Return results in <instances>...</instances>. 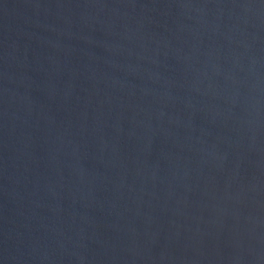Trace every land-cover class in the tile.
<instances>
[{"label": "water", "instance_id": "1", "mask_svg": "<svg viewBox=\"0 0 264 264\" xmlns=\"http://www.w3.org/2000/svg\"><path fill=\"white\" fill-rule=\"evenodd\" d=\"M0 264H264V0H0Z\"/></svg>", "mask_w": 264, "mask_h": 264}]
</instances>
